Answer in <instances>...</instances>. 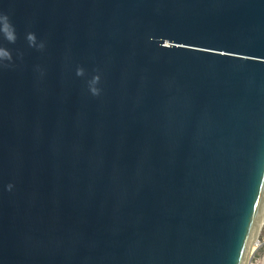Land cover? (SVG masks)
Here are the masks:
<instances>
[{
  "label": "water",
  "instance_id": "obj_1",
  "mask_svg": "<svg viewBox=\"0 0 264 264\" xmlns=\"http://www.w3.org/2000/svg\"><path fill=\"white\" fill-rule=\"evenodd\" d=\"M0 14L14 29L0 264H248L264 0H0Z\"/></svg>",
  "mask_w": 264,
  "mask_h": 264
},
{
  "label": "clouds",
  "instance_id": "obj_2",
  "mask_svg": "<svg viewBox=\"0 0 264 264\" xmlns=\"http://www.w3.org/2000/svg\"><path fill=\"white\" fill-rule=\"evenodd\" d=\"M0 30H3L10 39L13 37L14 29L6 14H0ZM28 38L29 40H33L34 36L32 34H29ZM40 47H43V44H41ZM11 59H12L11 52L7 49L0 48V62L4 60L10 61ZM82 71H83L82 68H77V75L81 74ZM99 79H100L99 75H94L92 79L89 81L90 91L94 95L99 93V89L95 86L97 82L99 81ZM8 188L11 189L12 185L9 184Z\"/></svg>",
  "mask_w": 264,
  "mask_h": 264
},
{
  "label": "rangeland",
  "instance_id": "obj_3",
  "mask_svg": "<svg viewBox=\"0 0 264 264\" xmlns=\"http://www.w3.org/2000/svg\"><path fill=\"white\" fill-rule=\"evenodd\" d=\"M262 245L249 256L248 264H264V227L262 228L259 239H257Z\"/></svg>",
  "mask_w": 264,
  "mask_h": 264
},
{
  "label": "bare ground",
  "instance_id": "obj_4",
  "mask_svg": "<svg viewBox=\"0 0 264 264\" xmlns=\"http://www.w3.org/2000/svg\"><path fill=\"white\" fill-rule=\"evenodd\" d=\"M264 227V215L262 216V219L260 220V224L257 230L256 235H254L253 240H252V245L250 249V256L252 255L253 252H255L262 244L257 240L259 239V234Z\"/></svg>",
  "mask_w": 264,
  "mask_h": 264
}]
</instances>
